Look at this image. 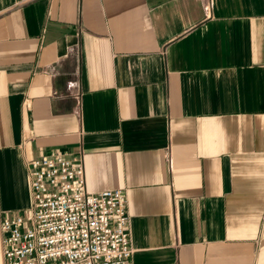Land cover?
Here are the masks:
<instances>
[{
  "label": "crops",
  "instance_id": "1",
  "mask_svg": "<svg viewBox=\"0 0 264 264\" xmlns=\"http://www.w3.org/2000/svg\"><path fill=\"white\" fill-rule=\"evenodd\" d=\"M56 151L133 264H264V0H0V264Z\"/></svg>",
  "mask_w": 264,
  "mask_h": 264
},
{
  "label": "built area",
  "instance_id": "2",
  "mask_svg": "<svg viewBox=\"0 0 264 264\" xmlns=\"http://www.w3.org/2000/svg\"><path fill=\"white\" fill-rule=\"evenodd\" d=\"M81 155L56 151L27 164L31 206L2 223L5 264H133L127 195L88 193Z\"/></svg>",
  "mask_w": 264,
  "mask_h": 264
}]
</instances>
